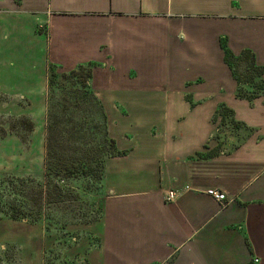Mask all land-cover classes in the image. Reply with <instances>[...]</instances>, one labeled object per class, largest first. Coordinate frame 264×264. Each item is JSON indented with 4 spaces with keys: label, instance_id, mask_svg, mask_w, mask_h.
Wrapping results in <instances>:
<instances>
[{
    "label": "crops",
    "instance_id": "crops-1",
    "mask_svg": "<svg viewBox=\"0 0 264 264\" xmlns=\"http://www.w3.org/2000/svg\"><path fill=\"white\" fill-rule=\"evenodd\" d=\"M222 40L264 67V0H0V110L43 145L48 67H88L121 153L104 165L89 264H264V98H236ZM220 105L252 132L216 152ZM9 228L2 243L42 264L43 231L27 247Z\"/></svg>",
    "mask_w": 264,
    "mask_h": 264
},
{
    "label": "trees",
    "instance_id": "trees-1",
    "mask_svg": "<svg viewBox=\"0 0 264 264\" xmlns=\"http://www.w3.org/2000/svg\"><path fill=\"white\" fill-rule=\"evenodd\" d=\"M221 47L225 64L238 85L236 98L251 102L264 96V82L261 80L264 67L255 64L250 52H243L241 56L235 57L224 40L221 41ZM241 66L249 73L246 77L238 73ZM56 71L53 66L47 70L48 105L42 180L35 182L33 179L12 177L0 183V188L4 187L5 192L1 194L12 197L10 202H6L2 201L3 196L0 195V219L26 221L31 225L46 220L47 233L52 226L51 223L58 225L59 222L52 217H44L42 210L53 204L68 201V197L71 199L75 195L76 199H81L82 195H87L89 185L93 186L94 181L98 183L102 179L105 160L121 155L116 151L114 140L107 136L105 113L89 88L91 69L81 66L63 74ZM253 80L255 82H252ZM245 84H251L253 91L243 93L241 86ZM57 96L61 103L54 101ZM59 107L61 108L57 110ZM218 118L222 126L227 122L236 130L248 131L237 145L252 132L246 125L237 122L233 111L224 105H220L214 112L212 122L215 124ZM27 129L32 132L31 122H27ZM212 139H215L214 134ZM106 143H109L108 149L104 147ZM58 144L62 146L58 148ZM220 149L218 145L214 151L219 152ZM78 182L82 185H72ZM69 189L72 192H68ZM95 221V219L86 221L85 215L80 214L72 224L85 225ZM66 225L67 222L61 227ZM44 259L45 256L43 263Z\"/></svg>",
    "mask_w": 264,
    "mask_h": 264
},
{
    "label": "rangeland",
    "instance_id": "rangeland-1",
    "mask_svg": "<svg viewBox=\"0 0 264 264\" xmlns=\"http://www.w3.org/2000/svg\"><path fill=\"white\" fill-rule=\"evenodd\" d=\"M1 60L3 61L4 59ZM36 73L39 74L40 72L37 71ZM57 73L61 74L59 72ZM238 73L243 77L249 75L243 66L238 69ZM252 82H255V80ZM241 88L243 93H250L253 91L251 84L242 85ZM261 97L264 98V96ZM5 100H8L7 96L0 94V106ZM54 101L60 102V98L57 96L54 98ZM47 105L46 93V107ZM60 108L61 107L57 108V110ZM86 108L88 110V107ZM29 121L28 117L14 116L12 114H6V112L4 114L0 110V183L6 179H12V177L33 179L35 182H40L42 180L44 169L43 164L40 166V161L42 159L44 161L46 131H44L42 145L41 139L38 141V131L35 136L28 131L27 122ZM214 130V149L219 145L221 151L234 147L242 140V137L244 138L248 134L247 130H245L246 132L244 130H236L233 125L227 122L222 126L219 118L215 123ZM107 132L108 138H111L108 126ZM5 137L6 139H4ZM41 146H43L42 150L40 149ZM61 146L62 144H58V148ZM104 147L108 149L109 143L104 144ZM107 160L109 159L105 160L104 165ZM102 180L103 177L98 183L94 181V187L90 184L88 194L82 195L81 199H76L74 195L71 199L68 197V201L44 208L42 210L44 217H52L59 222L58 225L51 223L52 226L48 233L46 231V220L34 226L26 221H12L15 223H10L11 220L1 218L0 234L4 233L5 230L9 228L8 224H10V226L12 224L11 228L8 229L11 231L12 235L22 236L23 231L27 232L26 246L30 247L33 246L35 239H38V234L43 231V234H41L44 247L43 258L45 256V259L44 263L42 260V264H89L87 254L93 249H96L99 245V239L93 236L92 233H89L90 230L87 226L98 222L101 217L104 197ZM85 181H89V179H85ZM72 185L80 186L82 183L78 182ZM68 192H72V190L69 189ZM1 193L5 194L4 187L0 188V195L3 196L2 201H11L12 197L5 196ZM17 200H20V198H17ZM80 214L85 215L86 221H93L94 219L96 221L85 225L72 224ZM66 222L67 225L61 227V225ZM20 250L18 244H4L0 239V264H32L34 255H29L31 251L27 249L26 254L23 255Z\"/></svg>",
    "mask_w": 264,
    "mask_h": 264
},
{
    "label": "built area",
    "instance_id": "built-area-1",
    "mask_svg": "<svg viewBox=\"0 0 264 264\" xmlns=\"http://www.w3.org/2000/svg\"><path fill=\"white\" fill-rule=\"evenodd\" d=\"M209 197L213 198L216 202H219L220 204H224L226 201V197L224 194L217 190H207L205 192ZM177 193L176 192H168L166 195V201L172 202L176 199ZM253 263H257V260H253Z\"/></svg>",
    "mask_w": 264,
    "mask_h": 264
}]
</instances>
